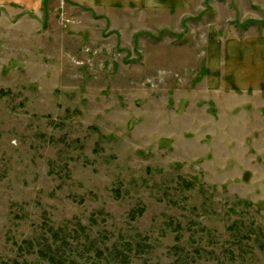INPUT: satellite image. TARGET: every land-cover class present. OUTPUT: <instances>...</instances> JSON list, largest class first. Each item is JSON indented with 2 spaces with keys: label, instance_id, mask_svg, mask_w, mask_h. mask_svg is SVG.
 <instances>
[{
  "label": "rangeland",
  "instance_id": "rangeland-1",
  "mask_svg": "<svg viewBox=\"0 0 264 264\" xmlns=\"http://www.w3.org/2000/svg\"><path fill=\"white\" fill-rule=\"evenodd\" d=\"M213 34L264 0L0 3V264H264V92L210 86Z\"/></svg>",
  "mask_w": 264,
  "mask_h": 264
},
{
  "label": "crops",
  "instance_id": "crops-1",
  "mask_svg": "<svg viewBox=\"0 0 264 264\" xmlns=\"http://www.w3.org/2000/svg\"><path fill=\"white\" fill-rule=\"evenodd\" d=\"M33 0H0V3L12 2L25 6ZM42 1V0H41ZM93 9L121 10L132 9L184 10L191 0H77ZM184 8V9H183ZM208 48V77L211 75L210 86L215 91L264 92V34L244 35L222 40L215 37L210 40Z\"/></svg>",
  "mask_w": 264,
  "mask_h": 264
},
{
  "label": "trees",
  "instance_id": "trees-1",
  "mask_svg": "<svg viewBox=\"0 0 264 264\" xmlns=\"http://www.w3.org/2000/svg\"><path fill=\"white\" fill-rule=\"evenodd\" d=\"M13 264H19L17 261H13Z\"/></svg>",
  "mask_w": 264,
  "mask_h": 264
}]
</instances>
